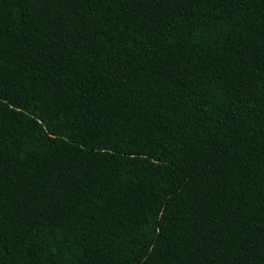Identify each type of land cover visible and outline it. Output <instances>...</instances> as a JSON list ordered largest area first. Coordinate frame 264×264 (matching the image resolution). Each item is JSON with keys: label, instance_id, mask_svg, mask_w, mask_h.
Here are the masks:
<instances>
[{"label": "trees", "instance_id": "obj_1", "mask_svg": "<svg viewBox=\"0 0 264 264\" xmlns=\"http://www.w3.org/2000/svg\"><path fill=\"white\" fill-rule=\"evenodd\" d=\"M0 264H264V0H0Z\"/></svg>", "mask_w": 264, "mask_h": 264}]
</instances>
